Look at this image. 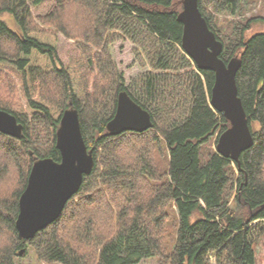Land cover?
I'll return each instance as SVG.
<instances>
[{"label": "trees", "instance_id": "1", "mask_svg": "<svg viewBox=\"0 0 264 264\" xmlns=\"http://www.w3.org/2000/svg\"><path fill=\"white\" fill-rule=\"evenodd\" d=\"M47 1L0 0V109L24 127L21 139L0 132V264H15L29 247L47 264H257L264 32L246 36L259 18L234 24L229 35L216 22L242 15L248 0H199L224 45L221 58L242 61L237 86L254 145L239 162L216 150L230 123L210 103L215 74L200 70L182 47L181 0H54L35 17L32 9ZM60 35L77 51L66 63ZM122 39L151 67L129 87L111 54ZM123 91L150 112V130L109 134ZM70 108L95 166L61 216L25 241L16 228L20 197L36 159L61 161L57 131Z\"/></svg>", "mask_w": 264, "mask_h": 264}, {"label": "water", "instance_id": "2", "mask_svg": "<svg viewBox=\"0 0 264 264\" xmlns=\"http://www.w3.org/2000/svg\"><path fill=\"white\" fill-rule=\"evenodd\" d=\"M181 1L183 10L178 15V21L183 25L182 47L200 70L215 74L210 103L230 123V127L218 138L216 150L222 157L239 162L242 153L254 145V136L237 86L242 61L238 57L228 62L221 58L224 45L203 17L199 0ZM152 127L150 112L126 91L121 92L116 114L107 125L109 134L143 133ZM23 129L13 114L0 109L1 133L21 139L24 137ZM57 148L61 161L36 159L27 187L20 197L16 228L19 237L25 241L34 238L61 216L67 203L80 191L85 176L95 166L93 149L89 150L86 145L79 114L74 108L66 110L62 116L57 131ZM24 252L20 251V255Z\"/></svg>", "mask_w": 264, "mask_h": 264}, {"label": "rangeland", "instance_id": "3", "mask_svg": "<svg viewBox=\"0 0 264 264\" xmlns=\"http://www.w3.org/2000/svg\"><path fill=\"white\" fill-rule=\"evenodd\" d=\"M246 10L240 16L230 15H218L216 16L217 27L223 34L229 35L234 24H245L251 19L259 18V21L253 22L251 29L246 33L247 37H251L254 34L264 32V0H248ZM54 7V0H48L45 5L38 8H33V14L35 17L44 15ZM2 18L7 21L9 26L13 29H17L13 19L9 14L5 13ZM60 48L59 55L63 63L69 61L70 58L77 54L76 48L73 46V42L67 40L64 36L60 35ZM135 45L128 39H122L115 41L111 46L112 57L123 75L126 86L129 87L131 83L142 74L151 72L149 63L142 59L141 62L137 53L135 52ZM23 100V98H22ZM21 100V101H22ZM258 125L254 124L253 130L257 129ZM214 143V142H212ZM215 147V146H214ZM166 156V153L165 155ZM205 160V159H204ZM203 160V161H204ZM257 254V264H264V234L258 238L255 244ZM15 264H47L38 259L35 250L32 247L28 248L27 254L18 256L15 258ZM58 264V263H54ZM139 264H157L156 258L146 259ZM211 264H215L214 259Z\"/></svg>", "mask_w": 264, "mask_h": 264}]
</instances>
